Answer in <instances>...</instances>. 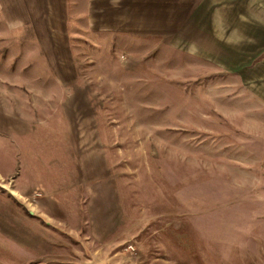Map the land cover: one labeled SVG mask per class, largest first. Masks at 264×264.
Wrapping results in <instances>:
<instances>
[{
  "label": "rangeland",
  "instance_id": "374dc122",
  "mask_svg": "<svg viewBox=\"0 0 264 264\" xmlns=\"http://www.w3.org/2000/svg\"><path fill=\"white\" fill-rule=\"evenodd\" d=\"M0 264H264V0H0Z\"/></svg>",
  "mask_w": 264,
  "mask_h": 264
},
{
  "label": "crops",
  "instance_id": "0c3cea01",
  "mask_svg": "<svg viewBox=\"0 0 264 264\" xmlns=\"http://www.w3.org/2000/svg\"><path fill=\"white\" fill-rule=\"evenodd\" d=\"M125 1H126V0H122V2H124V4H125ZM120 6H121V4H120Z\"/></svg>",
  "mask_w": 264,
  "mask_h": 264
}]
</instances>
